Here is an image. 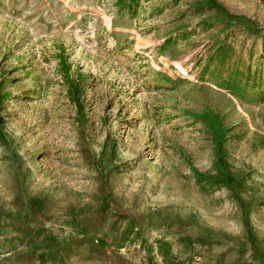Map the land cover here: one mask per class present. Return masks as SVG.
<instances>
[{"label": "rangeland", "instance_id": "374dc122", "mask_svg": "<svg viewBox=\"0 0 264 264\" xmlns=\"http://www.w3.org/2000/svg\"><path fill=\"white\" fill-rule=\"evenodd\" d=\"M0 264H264V0H0Z\"/></svg>", "mask_w": 264, "mask_h": 264}, {"label": "trees", "instance_id": "16d2710c", "mask_svg": "<svg viewBox=\"0 0 264 264\" xmlns=\"http://www.w3.org/2000/svg\"><path fill=\"white\" fill-rule=\"evenodd\" d=\"M221 162H222V163L224 162L222 158H221Z\"/></svg>", "mask_w": 264, "mask_h": 264}]
</instances>
